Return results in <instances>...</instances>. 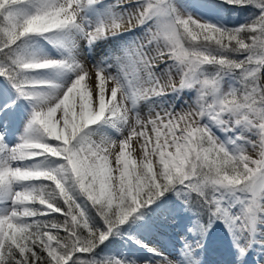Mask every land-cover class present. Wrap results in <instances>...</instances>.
Returning <instances> with one entry per match:
<instances>
[{"label":"snow or ice","instance_id":"6c2138e0","mask_svg":"<svg viewBox=\"0 0 264 264\" xmlns=\"http://www.w3.org/2000/svg\"><path fill=\"white\" fill-rule=\"evenodd\" d=\"M0 264H264V0H0Z\"/></svg>","mask_w":264,"mask_h":264},{"label":"rangeland","instance_id":"374dc122","mask_svg":"<svg viewBox=\"0 0 264 264\" xmlns=\"http://www.w3.org/2000/svg\"><path fill=\"white\" fill-rule=\"evenodd\" d=\"M179 231V229H174V230H169V235L168 236H162L158 237L160 240L161 244L165 246L168 250H171L173 246V242L175 241L176 237L174 235L175 232Z\"/></svg>","mask_w":264,"mask_h":264},{"label":"bare ground","instance_id":"6f19581e","mask_svg":"<svg viewBox=\"0 0 264 264\" xmlns=\"http://www.w3.org/2000/svg\"><path fill=\"white\" fill-rule=\"evenodd\" d=\"M165 247V246H164Z\"/></svg>","mask_w":264,"mask_h":264}]
</instances>
